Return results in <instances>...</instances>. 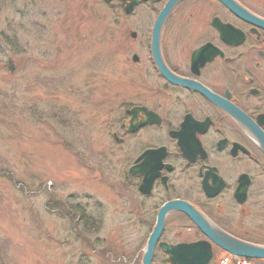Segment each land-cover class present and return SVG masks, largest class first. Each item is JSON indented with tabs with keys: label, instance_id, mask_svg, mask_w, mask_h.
Segmentation results:
<instances>
[{
	"label": "rangeland",
	"instance_id": "1",
	"mask_svg": "<svg viewBox=\"0 0 264 264\" xmlns=\"http://www.w3.org/2000/svg\"><path fill=\"white\" fill-rule=\"evenodd\" d=\"M205 5L190 6V24ZM154 17L147 6L126 15L100 0H0V264H140L153 201L127 192L125 147L113 136L123 139L128 103L153 98ZM192 34L187 49L211 32ZM250 214L246 227L264 237V211ZM199 238L184 216L168 217L163 241Z\"/></svg>",
	"mask_w": 264,
	"mask_h": 264
},
{
	"label": "flooded vegetation",
	"instance_id": "2",
	"mask_svg": "<svg viewBox=\"0 0 264 264\" xmlns=\"http://www.w3.org/2000/svg\"><path fill=\"white\" fill-rule=\"evenodd\" d=\"M100 1L108 6L117 2L126 15H134L140 6L150 7L154 21L169 2L133 0L127 14L131 0ZM199 1L206 3V13L190 24L193 14L188 9ZM234 1L254 20L235 15L218 0H181L174 7L163 29L160 53L168 72L189 86L170 82L149 48L157 73L153 98L146 97V104L128 103L123 139L116 134L113 138L125 147L127 192L145 203L153 201L150 229L161 207L180 201L229 235L264 245V237L251 235L245 222L250 213L264 211V2L257 7L249 0ZM173 17L179 24L169 27L176 32L173 48L166 49L164 30ZM222 25L229 26L224 36ZM197 30L211 34L187 49ZM172 214L192 224L200 236L196 242H211L188 216ZM231 227L241 234L229 231Z\"/></svg>",
	"mask_w": 264,
	"mask_h": 264
},
{
	"label": "water",
	"instance_id": "3",
	"mask_svg": "<svg viewBox=\"0 0 264 264\" xmlns=\"http://www.w3.org/2000/svg\"><path fill=\"white\" fill-rule=\"evenodd\" d=\"M181 0H169V2L165 5L163 11L156 18L154 25L152 27L151 32V51L154 62L157 67L161 71V73L166 76L170 82L183 84L189 86L186 81H182L174 77L171 73L168 72L165 67L161 53V33L163 26L169 17L173 8L180 2ZM223 5H225L231 12L235 15L247 19L254 20L243 8L235 3L234 0H218ZM135 2L133 1L129 4L127 8V12L133 8ZM223 27L225 29H223ZM226 28L229 26H221L219 30L221 31L222 36L225 34ZM135 37V34H133ZM207 48V47H204ZM197 54V53H196ZM196 58V57H195ZM134 60H137L134 57ZM178 211L186 214L198 227V229L218 248L223 250L224 252L233 255L244 257L252 260H264V246H258L254 244L247 243L242 241L236 237L229 235L223 230L219 229L215 225H213L207 218H205L200 212H198L195 208L185 202H171L165 204L159 210L157 214L156 224L149 236L145 249L143 251V257L141 264H153V257L155 253V249L158 246L163 254L166 255V262L168 264H209L212 257V244L208 241H198L189 244H176L171 245L164 242L158 241L161 237V234L164 229V224L166 217L172 212Z\"/></svg>",
	"mask_w": 264,
	"mask_h": 264
},
{
	"label": "built area",
	"instance_id": "4",
	"mask_svg": "<svg viewBox=\"0 0 264 264\" xmlns=\"http://www.w3.org/2000/svg\"><path fill=\"white\" fill-rule=\"evenodd\" d=\"M219 264H248V263L240 259L232 260L230 258H225Z\"/></svg>",
	"mask_w": 264,
	"mask_h": 264
}]
</instances>
